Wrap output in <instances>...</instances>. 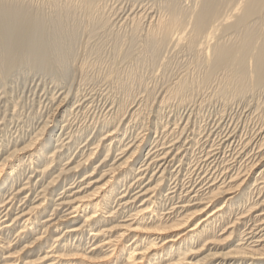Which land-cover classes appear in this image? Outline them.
Instances as JSON below:
<instances>
[{
	"label": "bare ground",
	"instance_id": "1",
	"mask_svg": "<svg viewBox=\"0 0 264 264\" xmlns=\"http://www.w3.org/2000/svg\"><path fill=\"white\" fill-rule=\"evenodd\" d=\"M106 1L47 0L35 4V0L34 2L33 0L30 2L0 0V90L2 94L7 97L14 93H11V89L9 90L8 78L15 69L26 63L29 66L30 64L38 65L43 74L54 64L57 67L61 66L64 70L61 76L65 77L63 72L65 73L66 67L62 64L66 59L68 62V57H73V53L77 51L75 47L79 42L76 41L78 37L74 35L78 32L82 31L85 37L86 34L91 36L100 35L101 32L107 34L112 28H123L127 22L119 26L123 19L114 23V13L107 16L108 11H103L104 6H107L108 1ZM134 1L144 10L129 20L127 34L120 35L118 29L117 35L112 34L114 38L111 42L114 46L111 47V59H108V62L105 58L101 59L104 56L99 55L100 51L102 52L100 44L89 51L88 48L86 49L90 53H96V57H98L97 54L100 57L94 59L93 54L95 61L90 62L92 59L87 61V58L80 61L81 73H79L82 75L76 92L70 98L69 95L73 94V91L66 92V95L55 104L53 113H50L47 120L38 125V132L34 134V137H30L29 141H22L24 135L21 136L19 131L18 134L21 135L17 137L20 138L14 140L10 146L13 137L10 134L11 131H8L10 121L7 116L5 117L6 114L0 115V264H264V128L259 129L262 131L259 135L249 137L245 140L246 143L243 142L244 149L248 152H245L246 156L258 149V152L252 154V160L245 166L241 165L233 169L232 166H227L228 156L226 157L223 148L225 146L228 149L237 142L236 132L228 131L230 134H225L226 136L224 135L223 139L221 137L218 142L217 136L222 133H217L216 140L212 141L211 134L206 136L207 140L205 137L206 142H204L213 143L211 147L209 146L210 151H204L205 155L201 158L202 160L200 159V165L204 163L206 167L203 173L207 176L200 173L201 169L195 173V167L186 184L180 183L181 177L178 178L177 170L183 166L181 164L191 155L190 151L194 146H198L199 141L196 138H186L184 133L188 131L191 116L195 111H197V118L199 116L203 118V108L190 110L192 111L190 114L176 113L170 121L162 123L165 130L168 128L170 136L167 137H172L169 140L170 143L176 141L168 145L169 148L162 147L168 143L165 141L161 143L160 149H155L159 146L152 147L156 139L147 146V149H145L147 142L144 138L139 139L138 142L135 141L134 144L131 143V148L128 144L122 143V137L125 138L133 128L142 124L143 113L146 112V117L155 114L154 124L158 133L162 119L171 117L165 116L166 113L172 115L182 108L187 109L188 106L190 108L191 104H195V97H198L202 91L206 93L209 89L212 90L211 94L209 93L210 97L223 100L224 108L234 102L237 106H241V100L251 98L256 102L255 111L262 109L264 105V0ZM45 5L50 7V9L46 8L49 9L48 12L43 8ZM107 29L111 30L108 32ZM80 35L77 36L80 37ZM67 37H70L68 39L72 37L73 40H71L74 43L67 42ZM89 39L88 36V41ZM74 40L77 42L75 47L72 45L75 44ZM111 42L110 45H112ZM169 48L174 49L172 51L175 53L176 50L183 49L190 51L193 59H190L192 62L188 64L196 66L197 70L191 72L189 67L182 68L188 72L176 77L175 82L171 83L174 78H170L171 84H168L169 86L166 84L167 87L163 92L159 89L162 93L158 94L156 90L149 89L152 84L150 85V82L147 84L148 79L142 78L140 73L144 72L140 71L146 64L148 69L150 65L155 68L158 65L161 69L163 67L164 72L170 69L168 64H164L169 54L167 59L163 56ZM172 56L174 57V53ZM52 62H54L53 65H51ZM105 62L106 66L103 65ZM101 64L102 67L105 66V70L100 72L102 80L104 79L106 83L111 81V84L119 90L113 98L114 109L102 118L94 120V123L91 122L92 124L87 125V128L81 127L76 133L64 131V135H68L66 139L63 137L64 140L61 133V136L57 137L56 127L59 126L60 130H65V127L70 124L66 123L71 121L70 118L75 113L74 106L79 100L77 98L82 92V86H87L90 81H93L90 76L88 77L89 69L97 67L102 70L99 68ZM57 67H55V74L53 72L47 75L54 85V90L50 93L51 105L56 100V89L59 88L60 82H63L58 80L60 75L56 73H61L57 72L61 68L57 69ZM39 71L35 69V72ZM180 71L182 72L179 68ZM150 73L152 75L155 72ZM149 74H146L147 77ZM45 76L42 78L45 79ZM164 78L166 79V77L162 79ZM28 82L26 81V85ZM163 82L165 84V81ZM93 85L96 87V84H92V87ZM136 86L142 88L143 92L140 93L145 96L144 99L142 98L144 102L141 103V107L133 110L135 96H137L133 93ZM37 87L36 89L39 88ZM112 90L108 92L112 93ZM97 91L95 90L96 93ZM117 94H120V97ZM13 99L15 98L12 97ZM173 102L176 103L172 106ZM18 103L14 102V104ZM14 104H12L15 106L13 109H18L19 104ZM170 105L174 110L166 112ZM33 108L31 107L32 110H30L27 106L26 110L33 111ZM224 108L220 111V114L223 113L220 115L221 121H224L226 112ZM39 109L41 108H38V111ZM14 110H11L14 113L11 120L14 121L16 117L19 120L22 116ZM37 114L39 115V112ZM261 114L257 120L260 124L264 122V115ZM247 119L245 122L248 121ZM147 120L151 118L148 117ZM29 121L30 118L24 123ZM2 126H4L3 129ZM95 129L96 138L92 139L94 140L92 145L95 147L86 145V148H82V146L73 160V155L82 144L80 141L86 134L87 138L90 137ZM67 139L69 141L65 143ZM241 141L242 139L237 143ZM143 149L147 150V153L143 154L147 157L144 161H142L143 156L140 157ZM115 152L119 154L114 156ZM97 155H100L99 159L94 162V157ZM80 157L81 159H78ZM226 161H228L227 165H223ZM176 163L181 164L176 171L173 170L174 173L170 169L174 168ZM145 175L148 182L142 188L140 182L146 177ZM202 175L206 177L201 180ZM195 176L197 177L194 178ZM22 177L28 179L26 184H19ZM131 177L138 178L136 182L139 183L136 188L139 191L134 194L131 192L135 189L130 191L135 183L130 184ZM31 178L36 181H30ZM32 190L35 196H31V199L25 202L24 200L29 196L27 191ZM64 193L65 195L61 197ZM22 195L25 196L22 197ZM15 201H17L16 204H14ZM23 202H25L23 205L17 206L18 203ZM60 207L68 208V213L59 212Z\"/></svg>",
	"mask_w": 264,
	"mask_h": 264
},
{
	"label": "rangeland",
	"instance_id": "2",
	"mask_svg": "<svg viewBox=\"0 0 264 264\" xmlns=\"http://www.w3.org/2000/svg\"><path fill=\"white\" fill-rule=\"evenodd\" d=\"M47 1V0H46ZM46 1H44V0H41V1H39V0H35V4H40V3H43V2H46ZM108 1V2H107ZM106 2H107V6L105 5L104 6V12H107V16L110 14V13H114L113 14V16H114V19H115V22L114 23H117V21H119V20H121V19H123L122 20V22L119 24V26L122 24V23H124V22H127V24H125L124 25V27L122 28H117L118 29V31L120 32H118L117 31V29L116 28H112V30L110 31V30H108V32L109 33H107L106 34V32H104L103 34L105 35V37H101V36H104L103 34H102V32H101V34L100 35H98V34H95V35H93V36H91V35H88V34H86V35H84L85 37H83V35H82V31L81 32H78V34L77 35H80V37L79 36H77V35H74V36H76V37H78V39L76 40V41H78L79 43H77L75 40V44H72L73 45V47H75V45H76V43H77V45H76V49H77V51H75V53H73L74 54V56L72 57V56H70V57H68V62H67V59L65 60V62L62 64V65H64V67H66L65 69L67 70H65V73L63 72V75H65V77H63V76H61V74H62V71H64L62 68H61V66H59V67H57L55 64L53 65V63L54 62H52V64L51 65H53V66H51L50 68H48V70L50 71H47L46 70V72L43 74V72L41 71V68L40 67H38V65H36V64H30L31 66H29L27 63H26V67H27V65H28V67H27V69L30 67H32L30 70L28 69H25L26 67L23 65H21L19 68H17V69H15V74L13 73L12 75H14V76H12V75H10L11 76V78H10V76H9V78H8V81L7 82H9L8 83V85H9V90L10 91H12L11 93H13V94H11V96L9 95V96H5L4 94H2V91L0 92V95H1V97H0V115L1 116H4L5 114V117L7 116V119L10 121V123H9V127H8V131H11V135H13V139L11 138V143H10V146L14 143V140H16V139H19L20 137H17L19 134H18V132L19 131H21V136H23V139H22V141L23 140H28L29 141V139H30V137L32 138V136L34 137V134L36 133V132H38V130H37V128H38V125H41L42 124V122L44 121V120H47V118H48V116H49V114L51 113H53V111H54V109L56 108V103L59 101V100H61L63 97H64V95H66V92H71V91H73V94L71 93L70 95H69V98L71 97V96H73L74 95V92H76V90H77V88L79 87V83H80V80H81V75L82 74H80L81 73V70L79 69L80 67V65H79V63H80V61L81 60H83V59H86L87 61H90L91 59V61L90 62H92V61H95L94 59H97V58H99L100 56L102 57V56H104L103 58H101V59H104L105 58V60H107V62L111 59V57H112V50H111V47L112 46H114L113 44V42H111L112 40H113V35L114 34H116L117 35V33H119L120 35H125V34H127V31L129 30V28H128V22H130L129 20L130 19H132L134 16H135V14H138V13H142V12H140L141 10H144V9H142L143 7L142 6H139V4L137 3V2H135L134 0H107ZM131 1H133V2H131ZM28 2H30V0H28ZM33 2H34V0H33ZM37 2V3H36ZM134 3V4H133ZM152 3V2H151ZM139 6V7H138ZM49 8L50 9V7H49V5H45L43 8H44V10L46 11V12H48L49 11V9H46V8ZM107 7V10L105 9ZM113 10V11H112ZM122 10V11H121ZM103 12V13H104ZM150 12V11H149ZM148 12V13H149ZM129 15V16H128ZM113 16H112V18H113ZM127 17V18H126ZM117 18V19H116ZM113 19V20H114ZM112 20V21H113ZM147 20V19H146ZM149 21H150V18L148 19ZM71 21V20H70ZM144 21H145V19H144ZM71 24H72V21L70 22ZM126 25H127V27H126ZM118 26V27H119ZM115 29V30H114ZM124 31H123V30ZM126 29V30H125ZM128 29V30H127ZM107 30H105V31H107ZM47 32H49V31H47ZM114 32H116V33H114ZM125 32V33H124ZM123 33V34H122ZM84 34V33H83ZM113 34V35H112ZM48 35H49V33H48ZM96 35H98V36H96ZM107 35H109V36H111L112 38H109ZM115 35V36H116ZM73 36V37H74ZM88 36H89V41H88ZM75 37V38H76ZM96 37H98V38H96ZM68 38H70V37H67V42H71V43H74V42H72V37H71V39H68ZM74 38V39H75ZM93 38V39H92ZM96 38V39H95ZM107 38H109L108 40H107ZM80 39V40H79ZM71 40V41H70ZM110 40V41H109ZM96 41V42H95ZM108 41H109V43H108ZM103 42H105V43H103ZM110 42H111V44L112 45H110ZM82 43V44H81ZM85 43V44H84ZM102 45V48H101V50H102V52H104V53H102L101 51H100V56L97 54V56L98 57H96L95 56V54L96 53H90V52H88L91 48H95V47H97V46H100V45ZM103 44H105V45H103ZM89 45V46H88ZM107 45H108V47H110V48H108L107 47ZM77 46H78V48H77ZM84 47V48H83ZM90 47V48H89ZM103 47H104V50H103ZM106 47H107V49H108V51H107V49H106ZM88 48V49H87ZM75 49V50H76ZM81 49V50H80ZM86 51H85V50ZM105 50H106V52H109L110 53V55H109V53H106L105 52ZM110 50V51H109ZM169 50V51H168ZM172 50H174V49H172ZM171 50V48H169V49H167V51H165V52H167V53H164L163 54V56L165 57L166 56V58L165 59H167V54H169L168 55V59L170 58V57H173L172 56V54L174 53V57L173 58H170L169 60L167 59V60H165V61H167V62H164V64H168V66L170 67V69L168 68L165 72H164V68L162 67V69L158 66V65H156V68L155 67H152V65H150V67H149V69H148V67H146V65H144V67L145 68H147L148 70L146 71V70H144V69H141L142 71H140V72H144V73H140V76H143L142 78H145V79H148L147 80V84H149V82H150V85L152 84H154V86H150V88L149 89H154V90H156V93H158V94H161L165 89V87H167V85L169 84H171L172 82H175V80L178 78V77H180V76H182V75H184V74H186V72H188V71H186L185 69L183 70L182 68H187V67H189V71H191V72H193L194 70V72H196V70H197V67L195 66H193V65H191L192 66V69H190L191 68V66H190V64H191V62H192V60H190V59H193V54L190 52V51H185V49H183V50H176V53L174 52V51H172ZM81 51V52H80ZM88 52V53H87ZM171 53V55H170V53ZM81 53V54H80ZM87 53V54H86ZM89 53H90V55H91V57L93 56V54H94V56H95V58L94 57H90V55H89ZM102 53V54H101ZM181 53V54H180ZM184 53V54H183ZM188 55H187V54ZM189 53H190V56H189ZM72 54V55H73ZM83 54V55H82ZM106 54V55H105ZM166 54V55H165ZM179 54V55H178ZM192 54V55H191ZM81 55V56H80ZM86 55V56H85ZM87 55H89V57L87 56ZM109 55V56H108ZM176 55V56H175ZM83 56H84V58H83ZM105 56H107V57H105ZM170 56V57H169ZM182 56V57H181ZM110 57V58H109ZM88 58H90L89 60H88ZM94 58V59H93ZM175 58H177V59H175ZM109 59V60H108ZM77 60V61H76ZM171 60H173V61H171ZM176 60V61H175ZM189 60H190V62H189ZM168 61H170L169 63H171V64H169L168 63ZM76 62V63H75ZM188 63H190V64H188ZM68 64V65H67ZM162 64V63H161ZM174 64V65H173ZM67 65V66H66ZM103 65H107V63L105 62V64H103ZM160 65V64H159ZM163 65V64H162ZM171 65H172V67H171ZM183 65V66H182ZM35 66H36V68H35ZM57 67V69H59V68H61V69H59V70H57V72L58 71H60L61 73H56V75H60V77H59V79L58 80H63V82L61 81L60 82V85H62V86H60L59 85V88H57L56 89V93H55V97H56V100H55V102H53V104L51 105V91H53L54 90V85H53V83H51V79H49V73L50 74H53V72H54V74H55V70H56V68L55 67ZM71 66V67H70ZM75 66V67H74ZM105 66H103L102 67V64H101V66H99V68L100 69H102V70H99L97 67H95V69L94 68H90L89 70V73H88V77L90 76L91 78H92V80L94 81H90V83L87 85V86H82V88H81V90H82V92L79 94V97L77 98V100L78 101H80V102H78L77 101V103H76V105L74 106L75 107V109H74V107H73V109H74V115H73V117H71L70 119H71V121L70 122H67L66 124H68V123H70V124H68L66 127H65V130H60V127L58 126V127H56V129L57 130H55V133H57V137H58V135L59 136H61V134H62V139L64 140V138L66 137V138H68L67 136L68 135H64L65 134V132L64 131H66V133H69L68 131H70V132H73V133H76L78 130H80L81 129V127L83 128V129H85V128H87L86 126L87 125H90V124H92V123H94V120L96 121V120H98V119H100V118H102L104 115H106V114H108L109 112H111L113 109H114V106H113V98L116 96V91H119L118 89H117V87L116 86H113L111 83V81H109V82H104V79L102 80V78L100 77V72H103L104 70H105ZM53 67V68H52ZM63 67V66H62ZM63 67V68H64ZM122 67H123V65H122ZM24 68V69H23ZM38 68H40V69H38ZM69 70H68V69ZM107 68V67H106ZM153 68V69H152ZM157 68H160V69H157ZM179 68H180V70H182V72L180 71L179 72ZM25 70H27V71H25V73H24V71ZM35 69H36V71H38V70H40L39 72H35ZM104 69V70H103ZM151 69V70H150ZM156 69H157V71H156ZM172 69H174L173 71H172ZM178 69V70H177ZM16 70H18L17 72H16ZM31 70H33V71H31ZM80 70V71H79ZM98 70H99V73H98ZM144 70V71H143ZM161 70V71H160ZM29 71V72H28ZM147 73H146V72ZM160 71V72H159ZM163 71V72H162ZM171 71L172 72H174L173 74L171 73ZM185 71V72H184ZM20 72V73H19ZM35 74H34V73ZM42 72V73H41ZM48 72V73H47ZM80 72V73H79ZM93 72V73H92ZM96 72V73H95ZM149 72H155V73H152V75H151V73L149 74ZM162 72V73H161ZM166 72H167V74H166ZM22 73V74H21ZM29 75V74H31V76L29 75H27V74ZM37 73H39V74H37ZM69 73V75L67 76V74ZM95 73V74H94ZM158 73V74H157ZM169 73H171V74H169ZM175 73H177V74H175ZM180 73V74H179ZM19 75V76H17V75ZM37 74V75H36ZM99 76H98V75ZM144 74V75H143ZM146 74H149L148 75V77H147V75ZM160 74H161V76H160ZM25 75V76H24ZM35 77H34V76ZM44 75H46L45 77V79H44V77L42 78V76H44ZM48 75V76H47ZM94 75V76H93ZM157 75H158V77H160V78H158L157 77ZM165 75V76H164ZM20 76H21V78H20ZM75 78H74V77ZM156 76V77H155ZM169 76V77H168ZM172 76V77H171ZM16 77V78H15ZM24 77H26V78H24ZM29 77H30V79H29ZM33 77V78H32ZM63 79H62V78ZM95 77H97V78H95ZM150 77V78H149ZM151 77H154V78H151ZM163 77H166V79L164 78V79H162ZM177 77V78H176ZM18 78V79H17ZM36 78V79H35ZM41 78H42V80H41ZM65 78V79H64ZM71 78V79H70ZM101 78V79H100ZM173 79L172 81H171V79ZM12 79V80H11ZM29 79V80H28ZM99 79V80H98ZM153 79H155V80H153ZM25 80V81H24ZM96 80V81H95ZM151 80H153V81H151ZM11 81V82H10ZM15 81V82H14ZM19 81H20V83H19ZM26 81H29L28 82V85H26L27 83H26ZM45 81V82H44ZM100 81V82H99ZM105 81H107V80H105ZM163 81H165V84H164V82ZM170 81H171V83H170ZM12 82H13V84H12ZM35 82V83H34ZM40 82V83H39ZM50 82V83H49ZM98 82V83H97ZM167 82H169V83H167ZM19 83V84H18ZM33 83V84H32ZM68 83V84H67ZM165 85H163V84ZM15 84V85H14ZM48 84V85H47ZM92 84H96V87H94L95 85H93V87H92ZM162 84V85H161ZM167 84V85H166ZM34 85V86H33ZM37 85H40V87L38 88L37 87ZM52 85V86H51ZM161 87H159V86ZM168 85V86H169ZM15 86V87H14ZM24 86V87H23ZM26 86H28V87H26ZM47 86V87H46ZM66 86V87H65ZM72 86V87H71ZM78 86V87H77ZM98 86V87H97ZM108 86V87H107ZM157 86H158V88H157ZM164 86V87H163ZM15 89H14V88ZM36 87L38 88V89H36ZM43 87H45V89H43ZM50 87V88H49ZM62 87V88H61ZM64 87V88H63ZM113 87H115V89H113ZM148 87H149V85H148ZM153 87H155V88H153ZM163 87V88H162ZM20 88H21V90H20ZM70 88V89H69ZM13 89V90H12ZM42 89V90H41ZM50 89V90H49ZM61 89V90H60ZM65 89V90H64ZM107 89V90H106ZM113 89V90H112ZM117 89V90H116ZM159 89H161L162 90V92L159 90ZM34 90V91H33ZM45 90V91H44ZM69 90H71V91H69ZM92 90V91H91ZM95 90L98 92V93H96L95 92ZM104 90V92H102ZM108 90L110 91V90H112V93H109L108 92ZM115 90V91H114ZM157 90H159V91H157ZM20 91V92H19ZM29 91H30V93H29ZM91 91V92H90ZM100 91V92H99ZM210 91L212 92V90L211 89H209V90H206V93H205V91H202L200 94H198V97L196 96L195 97V99H194V101H195V104H197V105H195L194 103L193 104H191L190 105V108H189V106L187 107V109L186 108H182V109H180L179 111L177 110L175 113H172V115H167L168 113H166V115L165 116H171V117H164L163 119H162V121H161V124H160V126H159V128H158V133H157V131H156V129H155V124H154V120H156V118H155V114L154 115H152L151 114V116H147L146 117V115L147 114H145V113H143V117L142 118H144L143 120H142V124L139 126V125H137V127L136 128H133L132 129V132H130V133H128V135L124 138V137H122L123 138V141H122V143L123 144H128L129 146L131 145V143L132 144H134V143H136V142H138V140L139 139H141V138H144L145 140H146V148L145 149H147V146H149V144L150 143H152L153 142V140L154 139H156V145H155V143H154V146H152V147H158V148H155V149H160L161 148V143H165V142H168L165 146H162L163 148H169V146L171 145V144H173L174 142H176V141H173V142H171L170 143V141L169 140H171L172 139V137H167V136H170V134L168 133V128H166V130H165V128H163V124L162 123H164V122H166L167 120L168 121H170V119L172 118V116L174 117V115L177 113H179L178 115H180V114H190V112H192L194 109H199V107L200 108H203V114H204V116H203V118H201L200 116L197 118V116H196V112L197 111H195L193 114H192V116H191V123H190V125L188 126V131H186L185 133H184V136L187 138V137H190V138H196V140L197 141H199V144H198V146L196 147V146H194V148H192V150L190 151V154L191 155H189L188 156V158L187 159H185L184 161H183V164H181V163H176V165H175V167L174 168H172V169H170L172 172H174L173 170H175L176 171V169H178V167H179V164H181V165H183L180 169H178L177 171L179 172V176H178V178H180V183H187L188 182V177L190 176V173H191V171H194L195 169V173H197L200 169V173H202L203 175L205 174V173H203V171L206 169V167H204V163L202 164V165H200L201 163H200V161L202 160L201 158L202 157H204V155H205V152L206 151H210L209 149H210V147L212 146V142L209 144H206L205 142V137L206 136H208L209 134H211L210 135V137H211V141L214 139V140H216L215 138H216V136H217V133H222V135H218L217 137V142L219 141V140H221V139H223V137H225L229 132L230 133H232V131H235L236 132V135H238V139H237V142H239V140L240 139H242V141L240 142V143H235V144H233V146L231 145L228 149H226L225 148V146H224V148H223V150L226 152V157H227V160L229 161V163H228V161H226V163L225 164H223V165H227V163H228V167H231L232 169L233 168H239V166H241V165H243V166H245L247 163H249L250 162V160H252L251 158V156H252V154H254L255 152H258V149L256 150V151H253V153H251L249 156H246V153L245 152H247V149H244V141L246 140V139H248L249 137H255V135L257 134V135H259L262 131L261 130H259V129H262V128H264V122L262 121V123L260 124V121H257V120H259V116H260V114L262 113L263 115H264V105L262 106V109L260 110V111H255V101L253 100V99H248V100H246V99H243V100H241L242 101V107L241 106H237L236 104H235V102L234 103H232V104H230L229 106H227L226 108H224V107H222V106H224V104L225 103H223V100H221V99H217L216 97H210ZM32 92V93H31ZM33 92H34V94L36 95H34L33 94ZM46 92V93H45ZM62 92V93H61ZM102 92V93H101ZM107 92V93H106ZM140 92H143V90H142V88L141 87H138V86H136V88H135V91L133 92L135 95H137V96H135L136 98V100H134V109L133 110H136V109H138L137 107H141V103H143L144 102V96L145 95H143L142 93H140ZM160 92V93H159ZM24 93V94H23ZM88 93H89V96H88ZM92 93V94H91ZM93 93H95V94H93ZM101 93V94H100ZM108 94V95H106V94ZM210 93V94H209ZM61 94V95H60ZM112 94V95H111ZM158 94H157V96H158ZM18 97H17V96ZM28 95V96H27ZM32 95V96H31ZM57 95H59V96H57ZM80 95H81V98H80ZM109 95H111L110 97H109ZM206 95V96H205ZM3 96V97H2ZM4 96L6 97V98H4ZM15 96V97H14ZM86 96V98H84ZM117 96L118 97H120V94H117ZM156 96V97H157ZM9 97V98H8ZM12 97L13 98H15V99H13L12 100ZM32 97H34V99L32 98ZM57 97H58V99H57ZM117 97V98H118ZM199 97H200V99H199ZM3 98V99H2ZM19 98V99H18ZM21 98V99H20ZM23 98V99H22ZM48 98H49V100H48ZM83 98V99H82ZM89 98H91V99H89ZM102 98V99H101ZM109 98H111V99H109ZM143 98V99H142ZM206 98V99H205ZM8 99V100H7ZM87 99V100H86ZM89 99V100H88ZM94 99V100H93ZM158 99V98H157ZM7 100V101H6ZM16 100V101H15ZM21 101V102H19V101ZM28 100H29V102H28ZM32 100H33V103H32ZM46 100L48 101V102H46ZM93 100V101H92ZM109 100H111V101H109ZM205 100H208V101H205ZM213 100H214V102H213ZM216 100V101H215ZM254 102H253V101ZM15 103H18V104H14V102ZM18 101V102H17ZM24 101H25V105H24ZM36 101V102H35ZM104 101V102H103ZM136 101V102H135ZM142 101V102H141ZM197 101V102H196ZM222 101V102H221ZM251 101L253 104H251V102L249 103V102ZM6 102V103H5ZM14 104V105H18L17 107H19L18 109L16 108L15 110L13 109L15 106H13L12 104ZM38 102L41 104L42 103V107L40 106V104H38ZM83 102H84V104H83ZM203 102V103H202ZM207 102H209L208 104H206ZM27 103V104H26ZM35 103V104H34ZM90 105H89V104ZM97 103V104H96ZM138 103V104H137ZM176 102H173V103H171L172 104V106H173V104H175ZM199 103V104H198ZM201 103V104H200ZM4 104V105H3ZM10 104V105H9ZM103 104L105 105V106H103ZM112 104V105H111ZM116 104V103H115ZM222 104V105H221ZM250 106H249V105ZM3 105V106H2ZM23 105V106H22ZM54 105V106H53ZM79 105V106H78ZM107 105V106H106ZM139 105V106H138ZM199 105V106H198ZM2 106V107H1ZM12 106V107H11ZM27 106H28V108L30 109V110H32L31 109V107H34L33 109V111H29V109L28 110H26V108H27ZM30 106V107H29ZM47 106V107H46ZM172 106L170 105L169 106V108L167 109V111L166 112H169L170 110H174V108H172ZM195 106H196V108H195ZM253 106V107H252ZM22 107L25 109V111H24V109H22ZM50 107V108H49ZM77 107V108H76ZM104 107H105V109H104ZM205 107V108H204ZM3 108V109H2ZM38 108H41V109H39L40 111H38ZM54 108V109H53ZM209 108V109H208ZM225 109L226 110V112L224 113V117H223V120L224 121H221V116L220 115H222V114H220V111L222 110V109ZM7 109V111H5ZM14 110V112L15 111H17L18 113H19V115L20 116H22V117H20L21 119L22 118H24V119H22L23 121H21V119L19 118V120H18V118L16 117L15 119H14V121L13 120H11V118L13 117V111H11V110ZM19 109L22 111H19ZM51 109V110H50ZM83 111H82V110ZM86 109V110H85ZM96 109V110H95ZM46 110V111H45ZM79 110V111H78ZM107 110H109L108 112H106ZM190 110H192V111H190ZM3 111H4V113H3ZM42 111V112H41ZM96 111V112H95ZM187 111V112H186ZM237 111V112H236ZM30 112V113H29ZM39 112V115H41L42 116V114H43V112L45 113V114H43V116H42V118H41V116L39 117V115L37 114ZM76 112H78V114L76 113ZM104 112V113H103ZM182 112V113H181ZM208 112V113H207ZM216 112V113H215ZM8 113V114H7ZM12 113V114H11ZM41 113V114H40ZM256 113V114H255ZM28 114V116H26ZM50 114V115H51ZM77 114V115H76ZM79 114H80V117H79ZM195 114V115H194ZM261 114V115H262ZM34 115V116H33ZM36 115V116H35ZM45 115V116H44ZM84 115H85V117H84ZM86 115H88V117L86 116ZM99 115H101L100 117H99ZM206 115V116H205ZM218 115V116H217ZM39 117V118H36V117ZM33 117V118H32ZM75 117V118H74ZM77 117V118H76ZM91 117V118H90ZM92 117H94L93 118V120H92ZM148 117H150L151 118V120H147V118ZM10 118V119H9ZM26 118H30V121L28 122V123H24V122H26L28 119H26ZM41 118V119H40ZM73 118V119H72ZM208 118V119H207ZM248 118V119H247ZM130 119V118H129ZM128 119V120H129ZM153 119V120H152ZM199 121H197V120ZM200 119H201V121H200ZM204 119V120H203ZM248 120L247 122H248V124H247V122H245V120ZM76 120V121H75ZM84 120H85V124H84ZM87 120V121H86ZM253 120V121H252ZM12 121V122H11ZM40 121H41V123H40ZM153 121V122H152ZM167 121V122H168ZM35 122V123H34ZM92 122V123H91ZM147 122V123H146ZM149 122V123H148ZM201 122V123H200ZM214 122V123H213ZM219 122H221V123H219ZM256 122V123H255ZM23 123V124H22ZM30 123H31V125H30ZM151 123V124H150ZM197 123V124H196ZM233 123V124H232ZM18 124V125H17ZM74 124V125H73ZM83 126H82V125ZM143 124H146V125H143ZM148 124V125H147ZM165 124V123H164ZM258 124V125H257ZM262 124H263V126H262ZM36 125V126H35ZM76 125H77V127H76ZM81 125V126H80ZM193 125V126H192ZM199 125V126H198ZM219 125H220V127H219ZM236 125V126H235ZM61 126H63V124H61ZM70 126V127H69ZM79 126H80V128H79ZM146 126V127H145ZM201 126V127H200ZM206 126V127H205ZM239 126V127H238ZM246 126V127H245ZM253 126V127H252ZM3 127L4 126H2V129H3ZM25 127H28V128H25ZM72 127V128H71ZM126 127V126H125ZM125 127L121 130L122 132H124V129H125ZM148 127V128H147ZM153 127V128H152ZM222 127V128H221ZM234 127V128H233ZM16 128V129H15ZM19 128V129H18ZM25 130H23V129ZM30 128V129H29ZM34 128H35V130H34ZM76 128V129H75ZM147 128V129H146ZM150 128V129H149ZM192 128V129H191ZM203 128V129H202ZM217 128V129H216ZM237 128H239V129H237ZM29 129V130H28ZM205 129V130H204ZM216 131H215V130ZM228 129H230V130H228ZM245 129V130H244ZM134 130V131H133ZM141 130V131H140ZM145 130V131H144ZM163 130H165V131H163ZM193 131V133H195V134H193L192 133V131ZM212 130H214L213 131V133H212ZM237 130V131H236ZM24 131V132H23ZM27 131H28V133H27ZM57 131V132H56ZM196 131V132H195ZM199 131H200V133H199ZM229 131V132H228ZM244 131V132H243ZM260 131V132H259ZM14 132V133H13ZM16 132H17V134H16ZM24 134H23V133ZM96 129L94 130V132L92 133V135L90 136V137H88L87 138V134L84 136V138L80 141V143L82 142V144H81V146H80V148L78 149V150H76L77 152H76V154L75 155H73V160L75 159V157L79 154V152H80V150L82 149V148H84L86 145H89L91 148H94L95 146H93L92 145V142L94 141V140H92L93 138L95 139L96 138ZM163 132V133H162ZM167 132V133H166ZM205 132H207L206 134H205ZM210 132V133H209ZM243 132V133H242ZM246 132V133H245ZM61 133V134H60ZM121 133V132H120ZM138 133V134H137ZM162 133V134H161ZM224 133V134H223ZM229 133V134H230ZM241 133V134H240ZM89 134V133H88ZM122 134V133H121ZM133 134V135H132ZM156 134V135H155ZM160 134L162 135V136H160ZM199 134V135H198ZM200 134H203L204 136H202V135H200ZM226 134V135H225ZM243 134V135H242ZM31 135V136H30ZM225 135V136H224ZM241 135V136H240ZM247 135V136H246ZM132 136V137H131ZM135 136H137V137H135ZM156 136V137H155ZM161 137V139H160V137ZM201 136V137H200ZM26 137V138H25ZM64 137V138H63ZM86 137V138H85ZM138 137H140V138H138ZM164 137H167L166 139H164ZM198 137H200L199 139H198ZM222 137V138H221ZM65 138V139H66ZM134 138V139H133ZM153 138V139H152ZM221 138V139H220ZM240 138V139H239ZM87 139V141H85ZM158 140V141H157ZM206 140H207V137H206ZM69 141L68 139L67 140H65L64 142L65 143H67V142ZM134 141V142H133ZM136 141V142H135ZM165 141V142H164ZM205 141V142H204ZM90 142V143H89ZM247 141H245V143H246ZM205 143V144H204ZM243 143V144H242ZM148 144V145H147ZM204 144V145H203ZM122 145V144H121ZM169 145V146H168ZM202 145V146H201ZM83 146V147H82ZM93 146V147H92ZM132 146V145H131ZM131 146L129 147V148H131ZM151 146V145H150ZM210 146V147H209ZM236 146V147H235ZM241 146V147H240ZM82 147V148H81ZM187 147H189V146H187ZM86 148V147H85ZM174 148V147H173ZM202 148V149H201ZM235 148V149H234ZM243 148V149H242ZM255 148V147H254ZM145 149H143V151H142V153H141V155H140V157L141 156H143V154H146L147 153V150H145ZM149 149V148H148ZM154 149V150H155ZM145 150V151H144ZM167 150V149H166ZM245 150V151H244ZM249 150H251V149H249ZM248 150V151H249ZM192 151H193V153H192ZM195 151V152H194ZM205 151V152H204ZM204 152V153H203ZM218 152V151H217ZM230 152V153H229ZM117 153L119 154V152H115L114 153V156L115 155H117ZM201 153H203V154H201ZM248 153V152H247ZM215 154H217L216 152H215ZM222 155H224V154H222ZM222 155H221V157H222ZM245 155V156H244ZM100 156V155H99ZM99 156L97 155V156H95L94 158V162H97V160L99 159ZM121 156V155H120ZM190 157V158H189ZM235 159H234V158ZM242 157H244V158H242ZM249 157H250V159H249ZM111 158V157H110ZM242 158V159H241ZM78 159H81V157L80 158H78ZM147 160V157H145V156H143L142 157V161H144V160ZM184 159V158H183ZM201 159V160H200ZM203 159H205V158H203ZM231 159V160H230ZM237 159V160H236ZM233 160H235V161H233ZM240 160V161H239ZM199 161V162H198ZM233 161V162H232ZM65 163V162H64ZM67 163V162H66ZM65 163V164H66ZM186 163V164H185ZM232 163V164H231ZM241 163V164H240ZM56 163H54V165H55ZM188 164V165H187ZM190 164V165H189ZM235 164V165H234ZM178 165V166H177ZM187 165V166H186ZM196 165H198V166H196ZM222 165V166H223ZM242 166V167H243ZM196 167V168H195ZM203 167V168H202ZM192 168V169H191ZM195 168V169H194ZM107 169H108V167H107ZM181 172H180V171ZM186 171H187V174H185L186 173ZM175 173V172H174ZM30 175V174H29ZM56 175V174H55ZM54 175V176H55ZM188 175V176H187ZM203 175H202V177H203ZM206 176H207V174H205ZM146 177H144L143 179H142V181L140 182L141 183V185L143 186L142 188H144V186L146 185V183L148 182V180H147V175H145ZM184 176V177H183ZM205 176V177H206ZM29 177V176H28ZM197 176H195L194 178H196ZM205 177H203V178H201V180L202 179H204ZM25 178V177H24ZM23 177H22V180H21V182H19V184L20 183H24V184H26L27 183V180L28 179H24ZM138 179V178H137ZM137 179H133L132 177L130 178V184L131 183H133V182H135V183H133V187L131 188V190L130 191H132V190H134L135 189V191H132L131 192V194H134L135 192H137V191H139V189H136L137 187H138V184H137ZM36 181V179H34V178H31L30 179V181ZM184 180V181H183ZM200 180V181H201ZM137 181V182H136ZM199 181V182H200ZM29 182V181H28ZM79 182V181H78ZM19 184H18V186H19ZM135 184H137V185H135ZM141 188V189H142ZM30 191H27V193L29 194V196L24 200L25 202H27L29 199H31V196H35L34 195V191L32 190L30 193H29ZM27 193L25 194V195H27ZM25 195H22V197L23 196H25ZM65 195V193L64 194H62L61 195V197L62 196H64ZM59 198V197H58ZM25 202H23L22 204H17V206L19 207V205H23ZM17 203V201H15L14 202V204H16ZM27 205V204H26ZM25 205V206H26ZM24 206V207H25ZM66 209V210H65ZM67 209L68 208H62V207H60V209H59V212H65V214H67L68 212H67ZM53 218H55V217H53Z\"/></svg>",
	"mask_w": 264,
	"mask_h": 264
}]
</instances>
